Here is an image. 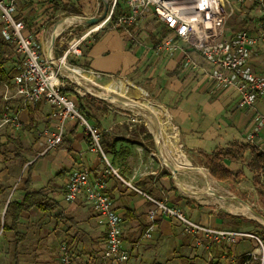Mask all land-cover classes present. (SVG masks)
I'll return each mask as SVG.
<instances>
[{"label":"crops","instance_id":"crops-1","mask_svg":"<svg viewBox=\"0 0 264 264\" xmlns=\"http://www.w3.org/2000/svg\"><path fill=\"white\" fill-rule=\"evenodd\" d=\"M121 1L123 12H129L127 2ZM65 5L79 12H69ZM252 5L256 4L244 7ZM104 8L103 0H17L16 16L36 37L42 55L48 59L55 18L63 13L99 16ZM242 9L238 7L234 15ZM251 12L227 34L239 31L237 27L243 22L246 27L242 30L258 34L261 15L259 19L247 17ZM154 19L157 22H152ZM104 20L95 24L80 20L59 27L52 57L59 61L75 36L98 26L83 40L81 54H68L66 61L85 69L81 80L88 89L113 96L104 99L78 87L85 96L81 102L86 116L102 132L105 156L92 148L76 119L67 121L63 142L41 154L45 131L57 128V112L45 100L23 106L15 94L13 80L24 67V57L14 43L2 37L0 13V80L10 87L7 91L0 83V115L18 111L21 120L20 125L9 123L0 128V264H63V245L74 264H243L245 255L258 252L255 239L238 238L228 243L204 237L200 242L198 234L164 215H159L155 227L145 234L150 223L148 212L154 207L145 194L166 200L204 225L255 233L249 228L255 223L254 212L247 208L251 200L242 192L256 188L255 172L248 160L254 151H264V127L254 142L248 136L256 115L264 114V93L257 96L252 107H239L238 89L216 86L208 78L214 65L199 51L187 47L197 62L194 66L192 62L186 64L184 51L159 48L170 31L153 12L127 27L113 28ZM164 29L167 31L162 38ZM178 42L185 43L182 39ZM249 64L264 77V43L253 47ZM114 98L138 105L133 108ZM143 105L153 112L154 123ZM156 138L160 152L172 161L176 172L164 163ZM239 144L246 147L239 149ZM217 150L227 151L223 165L230 177H214L205 164V154ZM84 169L89 172L91 185L102 184L113 200L121 218L122 243L130 254L126 261L103 257L106 225L85 195L75 201L66 198L70 175ZM28 190L42 191L48 199L46 205L53 207L44 210L34 205L19 215L8 209L12 202L23 201ZM230 216L238 219L234 221L238 224L243 219L239 229L230 225Z\"/></svg>","mask_w":264,"mask_h":264},{"label":"built area","instance_id":"built-area-1","mask_svg":"<svg viewBox=\"0 0 264 264\" xmlns=\"http://www.w3.org/2000/svg\"><path fill=\"white\" fill-rule=\"evenodd\" d=\"M118 1L109 0V10L104 20L111 22L113 28L127 27L145 19L153 12L170 31V34L161 40L159 48L184 51L186 64L192 62L194 66H197V62L192 60L187 47L199 51L214 65V68L208 72V78L216 86L221 88L233 86L238 89L239 107H252L257 96L264 93V77L257 74L249 64L253 47L258 43H264V0H125L129 12L113 20L112 15ZM248 4L261 7V31L251 35L247 30H240L228 35L226 26L229 19L236 13L238 7ZM16 8L17 0H0L2 37L14 43L24 57V67L13 80L15 94L21 97L23 106L38 100L51 103L56 109L59 121L55 130L45 131V148L41 154L59 146L64 139L67 121L76 119L83 126L92 148L105 156L101 130L79 109L73 97L62 92L64 88L70 86L68 79L75 85L74 89L81 91L72 80L70 72L73 71L81 79L85 69L68 64L66 57L71 53L80 55L83 40L97 31L98 26L85 34L75 36L59 61L53 58L58 63L56 66L53 61L42 55L34 35L28 33L24 22L16 17ZM179 39L185 43L180 44ZM0 83L5 85L7 91L9 90L8 83L1 80ZM9 123L21 124L18 111L1 113L0 128ZM263 127L264 114L259 113L248 136L250 142L255 141L257 132ZM109 169L112 170V167L110 166ZM127 183L132 186L130 181ZM82 194L97 210L106 225L107 239L103 257L118 263L126 261L130 254L122 243L121 218L103 185L100 183L96 186L91 185L89 172L86 169L72 173L66 188V198L69 201H75ZM145 195L154 203V207L148 212L150 223L145 234L155 227L159 215L168 216L179 220L186 231L198 234L200 242L204 237L228 243H235L238 238L255 239L258 243V252L245 255L246 260L243 264H248L251 258L260 260V264H264V243L256 233L248 230L217 229L204 225L191 219L180 208L169 204L166 200ZM61 260L63 264H74L66 245L62 247Z\"/></svg>","mask_w":264,"mask_h":264},{"label":"trees","instance_id":"trees-1","mask_svg":"<svg viewBox=\"0 0 264 264\" xmlns=\"http://www.w3.org/2000/svg\"><path fill=\"white\" fill-rule=\"evenodd\" d=\"M122 2L123 1L119 0L116 3L115 9H114V12L112 15L113 20L117 19L120 15L124 14L123 8H122ZM64 9L68 10L69 12H74V13L79 12L78 9H76L74 6L65 5ZM16 17L18 18V16H16ZM245 27L246 26L243 22V24L238 25L237 29L240 31V30L244 29ZM166 31H167V29L162 30V38L165 37ZM35 40H36V37H35ZM36 42H37V40H36ZM0 64L3 65L2 56H0ZM1 77L3 79H7V77L5 76V73H1ZM62 92L66 95H69V96L75 98L79 109L86 115L87 111L81 102L82 98H84L85 96L82 97L80 94L73 91V89L69 88V87L64 88L62 90ZM244 147H246V145H242V144L238 145L239 149H242ZM226 154H227V151L223 152L221 150L220 151L219 150L214 151L211 154H205V156H206V163L205 164L210 169L211 174L218 179H224V178L230 177V175H231L230 171L228 169H226L223 165V157ZM248 165L254 170L255 175L257 176L258 180H256L255 177L253 178L254 183L256 185H258L260 182H262L264 184V151H254V153L252 154V156L248 160ZM259 175L262 176L263 181L260 180ZM260 192L262 193L264 191H260ZM47 200L48 199H46V197H44L42 195V191H40V190H28L26 192V195H25L23 201L12 202L9 205L8 209H10L14 213L17 212L18 215L23 209L30 208L34 205H37L44 210H48V209H51L54 204L51 205L50 203H48L46 205ZM43 201H45V202L43 203ZM236 220H238V219H236L234 216H230V222L229 223H230V225L232 223L236 227V229H239V227L242 226L243 219H241L240 221H237V222H239V224L234 222ZM249 264H258V260L254 259Z\"/></svg>","mask_w":264,"mask_h":264},{"label":"rangeland","instance_id":"rangeland-1","mask_svg":"<svg viewBox=\"0 0 264 264\" xmlns=\"http://www.w3.org/2000/svg\"><path fill=\"white\" fill-rule=\"evenodd\" d=\"M260 8L261 7H259L258 5H255V6L252 5L251 7H243V9L240 12H238L236 15H233L229 19L226 32L229 33L230 31H232V27H234V25L237 24V22L240 21V19H242V17H244L245 13H248V11L251 12V10H252L250 15L249 14L246 15L247 17H250L251 15L252 16L255 15V16H258V19H259L260 15H261V9ZM71 16H76V15L71 14V13H63V14L59 15L57 18H55L53 23H51V24H56L61 19H64L65 17H71ZM79 21L80 20L77 19V20H73V22H67V21L63 22V24L60 25V28L66 27L67 25H74L75 23H77ZM154 21L157 22L156 19H154L152 22H154ZM155 24H157V23H155ZM155 24H153V25H155ZM54 26L55 25H53V27ZM73 91L80 94L76 89H73ZM254 177L256 178V180H258L256 175ZM259 177H260V180L263 181L262 176L259 175ZM260 191H264V184L262 182H260L258 184V186L256 185V188L253 189V191L247 190V191H244L242 193L244 194V196H246L244 198H249L251 200V204H253V205H251L249 203L248 204L253 209L258 211V213L260 215L264 216V192L261 193ZM248 215H251V214L249 213ZM253 218L255 219L254 220L255 223H252V225H250L249 228L252 229L253 231H255V233L261 238V240L264 243V222H263L262 218L259 216L254 215ZM258 264H260V260H258Z\"/></svg>","mask_w":264,"mask_h":264},{"label":"water","instance_id":"water-1","mask_svg":"<svg viewBox=\"0 0 264 264\" xmlns=\"http://www.w3.org/2000/svg\"><path fill=\"white\" fill-rule=\"evenodd\" d=\"M104 1V4H105V8H104V11H103V13L101 14V15H99V16H91V17H85V16H81V15H76V16H71L72 18H75L74 20H81V21H84V22H86V23H88V24H95V23H99V22H101V21H103L105 18H106V15H107V13H108V10H109V2H108V0H103ZM68 17H65L64 19H61L60 21H58L56 24H55V26H54V30H53V42H52V45H51V47H50V50H49V55H48V58L51 60V61H53V63L57 66L58 65V63L53 59V57H52V48H53V43H54V41H55V38H56V35L58 34V28H59V26L60 25H62L63 24V22H66V19H67ZM63 68H65L66 70H69L67 67H63ZM71 71V70H70ZM71 73V77H72V80L76 83V85H78L80 88H82L83 90H85L87 93H90V94H92V95H95V96H100V97H102V98H104V99H110V98H113V96H111V95H101V94H98V93H96L95 91H92V90H90V89H88L84 84H83V81L72 71V72H70ZM114 100L115 101H117L118 103H121V104H124V105H127V106H130V107H133V108H135V107H137V103H134V102H128V101H123V100H121V99H118V98H114ZM140 107H141V105H140ZM143 107H144V105H143ZM147 111H149V114H147V116H148V118L154 123V116H153V112L150 110V109H148L146 106L144 107ZM139 109H141V108H139ZM156 145H157V149H158V151H159V153L162 155V157H163V160H164V163L167 165V166H169L172 170H173V172H176L177 171V169H176V167H174V164L172 163V161L170 160V159H168V158H166L165 156H163V154L160 152V149H159V141H158V139L156 138ZM209 191L210 192H214L215 194L217 193V192H215L213 189H209ZM219 195V194H218ZM248 208L252 211V212H254V214L256 215V216H259V217H261L262 218V220H263V222H264V216H262V215H260L259 213H258V211H256L255 209H253L250 205H248Z\"/></svg>","mask_w":264,"mask_h":264},{"label":"bare ground","instance_id":"bare-ground-1","mask_svg":"<svg viewBox=\"0 0 264 264\" xmlns=\"http://www.w3.org/2000/svg\"><path fill=\"white\" fill-rule=\"evenodd\" d=\"M75 18H72V17H68L67 19H66V21L67 22H73V20H74ZM60 27V26H59ZM106 94V93H105ZM147 106H149V105H147ZM150 123V122H149ZM200 169V168H199ZM201 170V169H200ZM207 178V177H206ZM216 189V188H215ZM227 190V189H226ZM248 208V207H247ZM241 209H243V208H241ZM246 211H248V210H246ZM249 212V211H248ZM247 212V213H248Z\"/></svg>","mask_w":264,"mask_h":264}]
</instances>
